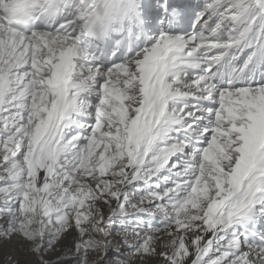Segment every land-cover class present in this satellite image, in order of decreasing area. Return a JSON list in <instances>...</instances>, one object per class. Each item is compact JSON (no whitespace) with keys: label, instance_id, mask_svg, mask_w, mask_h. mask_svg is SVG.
I'll return each mask as SVG.
<instances>
[{"label":"snow or ice","instance_id":"6c2138e0","mask_svg":"<svg viewBox=\"0 0 264 264\" xmlns=\"http://www.w3.org/2000/svg\"><path fill=\"white\" fill-rule=\"evenodd\" d=\"M3 264H264V0H0Z\"/></svg>","mask_w":264,"mask_h":264},{"label":"rangeland","instance_id":"374dc122","mask_svg":"<svg viewBox=\"0 0 264 264\" xmlns=\"http://www.w3.org/2000/svg\"><path fill=\"white\" fill-rule=\"evenodd\" d=\"M0 264H3V261L2 260H0Z\"/></svg>","mask_w":264,"mask_h":264}]
</instances>
